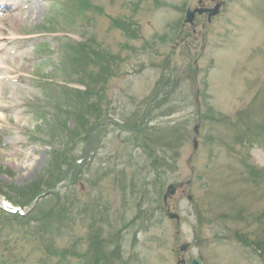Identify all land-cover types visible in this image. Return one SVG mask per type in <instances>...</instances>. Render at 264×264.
<instances>
[{
    "label": "rangeland",
    "instance_id": "1",
    "mask_svg": "<svg viewBox=\"0 0 264 264\" xmlns=\"http://www.w3.org/2000/svg\"><path fill=\"white\" fill-rule=\"evenodd\" d=\"M198 1L0 0V264H264V0Z\"/></svg>",
    "mask_w": 264,
    "mask_h": 264
},
{
    "label": "water",
    "instance_id": "2",
    "mask_svg": "<svg viewBox=\"0 0 264 264\" xmlns=\"http://www.w3.org/2000/svg\"><path fill=\"white\" fill-rule=\"evenodd\" d=\"M210 1H214V0H210ZM221 4H222V3H221ZM221 4H217L212 10H204V11H200V10L190 11V10H188V11L186 12V17H185L184 24H191L192 21H193L194 15H195L196 13H198V14H202L203 12H208V19H209V21H210V19H211L212 17H215V16L218 14V11H219V9H220V7H221ZM194 133L197 134V127H195V129H194ZM193 143H194V147H196V141H195V140L193 141ZM186 184H189V183H186ZM183 186H184V183H175V184H171V185H169V186L166 188L165 194L163 195V203H164V205H166L167 200H168L169 198H171L172 196H174L175 193H176V191H177L178 189H181ZM44 196H45V195H44ZM44 196L39 197V198L35 201V203H36L38 200L42 199ZM35 203H34V204H35ZM34 204H33V206H34ZM169 216H170V217H174V216H172V215H169ZM187 248H188L187 245H183V246L180 248V251H181V252H186ZM191 263H192V264H200L199 262H197V261H195V260H193Z\"/></svg>",
    "mask_w": 264,
    "mask_h": 264
},
{
    "label": "flooded vegetation",
    "instance_id": "3",
    "mask_svg": "<svg viewBox=\"0 0 264 264\" xmlns=\"http://www.w3.org/2000/svg\"><path fill=\"white\" fill-rule=\"evenodd\" d=\"M217 2H218V1L213 2L211 7H213ZM211 7H206V6H204V2H202L201 5H200V9H201V10H203V9H207V8H211ZM203 16L207 18V14H203L202 16H198V17L201 18V17H203Z\"/></svg>",
    "mask_w": 264,
    "mask_h": 264
}]
</instances>
